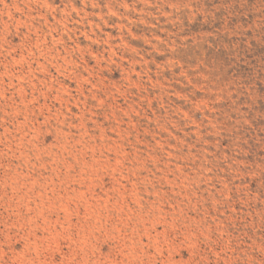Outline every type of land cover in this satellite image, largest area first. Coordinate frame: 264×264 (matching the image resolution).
I'll list each match as a JSON object with an SVG mask.
<instances>
[{
  "label": "rangeland",
  "instance_id": "rangeland-1",
  "mask_svg": "<svg viewBox=\"0 0 264 264\" xmlns=\"http://www.w3.org/2000/svg\"><path fill=\"white\" fill-rule=\"evenodd\" d=\"M0 264H264V0H0Z\"/></svg>",
  "mask_w": 264,
  "mask_h": 264
}]
</instances>
